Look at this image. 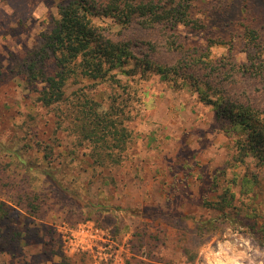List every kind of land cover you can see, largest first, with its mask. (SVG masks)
Listing matches in <instances>:
<instances>
[{"label":"rangeland","instance_id":"374dc122","mask_svg":"<svg viewBox=\"0 0 264 264\" xmlns=\"http://www.w3.org/2000/svg\"><path fill=\"white\" fill-rule=\"evenodd\" d=\"M65 2L0 0V172L40 195L32 213L16 203L12 190H0V264H93L95 250L64 248L84 224L100 232L104 247L111 244L97 250V261L111 254L99 264H264V232L258 231L264 165L251 155L238 157L236 132L219 124L213 108L188 86L176 89L158 75L131 79L117 71L121 87L94 86L99 111L116 97L130 132L115 166H94L90 146L75 145L74 135L56 128L53 111L37 102L45 84L28 85L16 75L15 61L37 47ZM243 7L256 18L264 44V0H197L193 14L210 19V34L228 37L245 15ZM102 22L117 32L110 19ZM179 30L181 40L204 45L201 35ZM223 56V47L211 49L210 58ZM231 57L244 61L237 46ZM174 59L168 53L159 60ZM55 71L54 60L47 59L45 72ZM239 83L230 91H252L264 107L261 84ZM88 84L68 83L67 93L83 87L89 92ZM225 191L233 195L231 206L209 207Z\"/></svg>","mask_w":264,"mask_h":264},{"label":"trees","instance_id":"16d2710c","mask_svg":"<svg viewBox=\"0 0 264 264\" xmlns=\"http://www.w3.org/2000/svg\"><path fill=\"white\" fill-rule=\"evenodd\" d=\"M196 2L66 0L58 7L52 29L41 35L37 47L15 61L16 75H21L28 85L45 84L37 102L53 111L56 128L74 135L75 145L90 146L94 166L118 165L130 142V132L123 125L124 111L115 104L116 97L105 112L99 111L100 104L95 99L94 86L100 83L121 87L114 71L131 79L158 75L176 89L188 86L200 102L213 108L219 124L236 132L238 157L251 155L264 165V107L258 105L252 91L239 89L236 93L229 89L240 82L261 84L258 87L264 90V44L254 26L256 18L243 7L245 15L237 21L232 34H210V19L193 14ZM104 19H110L118 27L117 32L103 25ZM137 28L140 34H131ZM179 29L201 35L204 45L181 40ZM235 46L244 54L242 63L231 57ZM213 47H223L228 56L210 58ZM168 53L175 55L174 61L159 60ZM50 58L56 71L47 75L45 64ZM83 80L91 83L86 85L91 88L89 92L83 87L67 93L68 83L76 85ZM18 186L0 172V190H12L18 205L37 212L40 195L27 183ZM226 192L221 201L209 207H230L233 195ZM258 231L264 232V220Z\"/></svg>","mask_w":264,"mask_h":264},{"label":"built area","instance_id":"2783aa9c","mask_svg":"<svg viewBox=\"0 0 264 264\" xmlns=\"http://www.w3.org/2000/svg\"><path fill=\"white\" fill-rule=\"evenodd\" d=\"M90 226L88 224L80 225L77 228L76 234L78 232H87L86 235L84 236V239H78L76 234L75 235H70V237L66 238L64 243V248L67 250L74 249L76 252H93L95 250V255L94 257V263L93 264H99L101 261H108V258L111 256V254H108L107 252L104 253V256L106 258L102 259L100 258L98 261L96 260L95 256L99 255L97 250L99 248H103L108 250L111 246V244H107L105 247L102 245L103 242L100 238V232L96 229L94 231L90 230ZM87 234H90L89 238L87 237ZM115 260V259H114Z\"/></svg>","mask_w":264,"mask_h":264},{"label":"bare ground","instance_id":"6f19581e","mask_svg":"<svg viewBox=\"0 0 264 264\" xmlns=\"http://www.w3.org/2000/svg\"><path fill=\"white\" fill-rule=\"evenodd\" d=\"M226 251V250H225ZM234 251V250H233ZM224 253V252H223ZM226 253H227V251H226ZM222 255H225V254H222ZM237 256H238V254H237ZM242 256V255H241ZM232 260V259H231ZM236 264V263H235Z\"/></svg>","mask_w":264,"mask_h":264}]
</instances>
